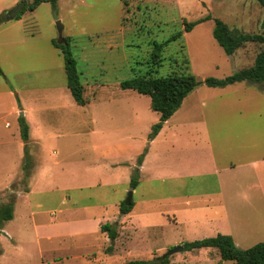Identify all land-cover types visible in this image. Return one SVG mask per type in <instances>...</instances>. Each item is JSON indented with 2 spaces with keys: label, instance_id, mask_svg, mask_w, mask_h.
<instances>
[{
  "label": "rangeland",
  "instance_id": "obj_1",
  "mask_svg": "<svg viewBox=\"0 0 264 264\" xmlns=\"http://www.w3.org/2000/svg\"><path fill=\"white\" fill-rule=\"evenodd\" d=\"M25 1L32 0H0V13ZM207 16L209 20L184 32L185 23ZM262 16L263 11L252 0H58L56 8L41 3L33 11L26 10L19 19L4 20L0 25V138L20 137L23 119L30 139H38L35 146L28 141L26 149L32 164L28 172L32 175L35 165L38 167L33 182L37 178H43L44 183L67 178V182L59 184L93 187L67 191L43 185L31 195L36 219L43 221L56 215L57 205L66 203L68 198V203L76 205L113 197H122L125 202L131 190L123 192L120 177L126 168L123 166L128 164L120 165L121 161L138 165L139 159L141 162L145 159L143 177L137 168H132L129 175L144 186L146 193L160 200L150 202L147 218H140L142 214L135 224L120 226L121 229L116 226L120 233L115 241L101 234L73 238L58 234L51 246L44 239L37 241L28 258L23 255V246L25 249L29 245L27 239L16 234L19 243L14 247L15 253L13 245L7 243L9 236L5 229L19 230L18 206L16 219L1 225L0 248L1 241L5 242L6 255L0 264H40V254L43 264L149 261L163 258L183 243L217 234H235L239 249L264 242V228L254 230L243 226L241 207L230 210L233 217L238 212L237 220L241 224L232 227L235 223L229 226L219 220L215 210H200L196 198L162 199L180 193L177 189L185 188L188 194L195 192L201 179L187 170L199 172L206 164L221 168L232 162L230 140L246 137L249 141L246 144L259 147L252 156H264V137L263 140L259 137L260 133L264 135V93L261 92L264 87L241 82L210 88L201 83L149 139L152 125L159 121V116L149 109V97L119 86L151 66L155 42H164L179 31L182 38L164 48V60L157 75L165 76L176 69L168 57L172 55L174 60H180L181 44L185 46L191 73L198 81L209 77L222 79L249 67L260 50L259 44L246 43L227 56L212 36L214 19L244 34H261ZM57 22L62 26L61 32ZM64 38L76 62L84 96L89 99L85 106L76 105L68 92L63 55L52 45V41L63 44ZM21 149L24 155V147ZM23 165L24 159L20 163L13 153L0 154V206L15 205L17 193L26 190L30 178H25ZM167 172L175 173L177 179H171ZM9 173L15 175L8 184L13 192L1 187ZM238 178L240 182L244 180L243 176ZM113 182L117 185L115 191L100 188ZM211 185L207 183L208 187ZM131 198L134 201L137 194ZM137 211L138 208L134 211L136 215ZM83 212L78 211L73 218H85ZM109 223L116 225L115 220ZM76 227L72 224L68 229L74 232L79 229ZM108 246L112 251L106 253ZM166 257L167 264H217L219 261L214 248L182 249Z\"/></svg>",
  "mask_w": 264,
  "mask_h": 264
},
{
  "label": "crops",
  "instance_id": "obj_2",
  "mask_svg": "<svg viewBox=\"0 0 264 264\" xmlns=\"http://www.w3.org/2000/svg\"><path fill=\"white\" fill-rule=\"evenodd\" d=\"M261 92L264 93V90H262ZM244 109L247 108L244 107ZM242 111H243L242 108H240L239 112L241 113ZM23 112L26 113L27 111L23 110ZM251 132L252 131H243V133L245 134ZM259 137L260 140H263L264 135L260 133ZM28 141L34 146L38 144V139L31 140L30 134L28 137ZM28 141L26 142V145ZM141 141L143 142L144 138H142ZM152 142H154V140L149 141V145H151ZM220 142L224 143L225 140H222ZM246 142H249L246 137L240 138L239 140H230L229 152L234 157V159L232 162H229L228 165H223V167L219 168L206 164L205 169L200 170L199 172L193 171V169L187 170L196 173L195 177L201 179L200 183H198V185L196 186L194 193L188 194L186 193L185 188H182V189H177V191H180V193L169 194L167 196L162 197V199L166 201H170V200H183L189 198H196V201L198 202V208L200 210L202 209L215 210V215L218 217L219 220L224 221L227 225L235 223L232 227L241 224L239 223V220H237L238 212H236L235 217H233L230 213V210L232 208L241 207L243 209V214L245 218V220L244 219L242 220L243 226L251 229L253 228L254 230H262L264 228V225L261 224L264 223L261 222L264 216V170H262L264 167V156L263 157L252 156V153L254 151H259V147L257 145H248L246 144ZM24 145L25 143L21 140L19 136L17 137L16 135H12L11 137L8 138H0V147H1L0 154L13 153L15 155V158L17 160L19 159L21 163L22 160L24 159V155L22 154L21 147H24ZM12 146H14V148ZM19 148L21 150H19ZM200 150H201L200 148H197V151ZM119 164L120 165L128 164L127 166H123L126 168L123 169V171L121 172L122 175L120 177L121 178L120 180H122L121 186L123 187L124 190L123 192H126L127 190H131L130 189L131 177L129 173L131 174L132 168H137L140 176L143 177V173L144 171H146L145 159H143V161L139 166H137L135 162L133 163V161H131V163H126L121 161L119 162ZM119 164H117L118 167ZM54 165L57 166V164ZM198 165L197 167L200 166ZM37 168L38 167L35 165V171L33 172L32 175L31 172L29 171V174L31 176L29 175L27 177V179L30 178L29 179L30 181L27 184V188L26 190H24L23 193H17L16 203L15 205L12 204L13 207L12 219L7 221L9 223V222H13L16 219L17 217L16 211H17V207L19 206V210H18L19 218L17 221L19 222V227H18L19 230L9 232L8 230L5 229L7 235L9 236V242L7 243L8 244L11 243L9 244V246L11 247L13 245L14 253L16 250L15 248H17V243H19V241H17V236L27 239L29 245L25 247V249L23 246V251H24L23 255L26 254L27 258L29 257V255H31L32 251L35 250L37 241H41L42 239L48 242L49 246H51L50 243L52 242L53 239H55L58 236V234L61 235L60 237L62 238H67V237L73 238L75 237L74 235L81 236V235H93V234H101L106 236L105 233L101 232L100 227L105 223H109L110 220H115L116 226L119 227L130 226L131 224H135L134 222L140 221L138 217H140L142 214L144 215L140 218L148 217L147 212H150L151 210L149 209V206L152 200L154 199L160 200V198L153 197V195L151 196L150 193L148 192L146 193L144 186L137 181L136 187L133 190H131L132 196L137 194V198L134 201L131 198L133 202V207L130 213H128L127 215H121L119 213V205L122 202L121 200L122 197L106 198L104 200L98 198V200L95 199L86 205H76V204L68 203L69 202V198H68L66 203L60 202L57 205L56 215H53L48 218H44L43 221H38L36 219L37 214H35V212L32 209L33 205L31 201V195L33 192L37 191V189H40L43 185L45 186L52 185L55 186V189L61 188V190H67V191H83L84 189H92L93 187L92 185L90 186L89 184H85V185L78 184L75 185L74 187L69 186L67 184L65 185L59 184V183L67 182V178L56 180L55 182L50 181L47 183L43 182V178L42 179L37 178L36 181L33 182L34 177H37L36 176L38 171ZM167 173L171 179H177L175 173L172 172H167ZM44 174L47 175L48 173H44ZM166 174H164V176H166ZM14 176L15 175L12 173L7 174L5 183H2L1 185V187H3L2 190L9 189L10 192L14 191V189L10 188L8 185L12 177ZM239 176H241V178L243 176L244 180H241L240 182L238 178ZM50 178L52 179V177ZM209 182L212 183L210 187L207 186V183ZM116 186L117 185L115 184V182H113L109 184H102L100 188L107 191L108 190L115 191ZM237 200L242 201V204L241 202L238 204ZM35 207H39V205L38 206L35 205ZM136 208H138L137 215L134 212ZM83 210H84L83 212L84 215L86 214L85 218L75 220L73 218L74 216H76L75 214L78 211H83ZM132 214H134L135 217H133ZM148 215H150V213ZM205 221L209 222L208 220ZM72 224L77 225L79 229L76 227L77 228L76 231L74 232L72 230L69 231V229L72 228ZM232 229L235 230L236 228H232ZM132 230L134 229L132 228ZM57 231H60L62 233H58ZM243 231L244 230H242V232ZM118 233L120 232L118 231ZM16 234L18 235L16 236ZM226 235H229L232 238L235 246H237L235 243L236 240L235 234L229 233ZM4 244L6 245L5 242L1 241L0 259H2L6 255ZM16 253L18 252L16 251ZM40 260H41V254L39 256V262L40 264H43L41 263ZM229 263L231 262L229 261L223 262V264H229Z\"/></svg>",
  "mask_w": 264,
  "mask_h": 264
},
{
  "label": "trees",
  "instance_id": "obj_3",
  "mask_svg": "<svg viewBox=\"0 0 264 264\" xmlns=\"http://www.w3.org/2000/svg\"><path fill=\"white\" fill-rule=\"evenodd\" d=\"M58 0H32L28 3L23 11L16 19H19L21 14L26 10L33 11L41 3H49L53 8H56ZM256 2L263 11L262 20L260 22V28L263 30L261 34H244L238 30L231 29L228 25L214 19V27L212 30V36L219 47L222 48L227 56H232L239 48L246 43L259 44L260 50L256 54L253 64L249 67H244L237 72L217 79L209 77L202 82L196 80L195 76L191 73L189 59L184 52V45H180L179 54L180 60H174L173 56L168 57V61L176 65V69H173L165 76L158 74V68L161 67V63L164 58L162 53L165 47L173 42H177L182 38V31L176 32L171 35L167 40L161 43H154L152 55L150 58L151 66L144 72L139 71L135 73L131 78L124 80L120 83L122 90L135 91L137 94L145 95L149 97V109L158 114L159 121L152 125L151 134L148 135L149 139H152L157 132L162 128L165 123L180 107L183 100L192 93L201 83L210 88H224L236 83L245 82L257 86L264 87V0H252ZM3 14H0V25L3 23ZM210 17L200 18L193 22H187L184 24V32H190L193 27L200 24ZM52 45L60 50L64 59V71L66 77L67 90L73 98L74 102L78 106H85L89 99L84 96V87L80 81V75L77 70L76 62L72 58L68 40L64 38L63 44H58L56 41H52ZM29 137V128L22 120H20V138L25 143L24 145V165L22 170L25 178L30 174L27 168L31 167L30 155L28 154L26 142ZM138 165L141 163V159L138 160ZM137 185L136 179L131 177L130 189L133 190ZM133 207L132 200L127 205L121 202L119 205V213L121 215H127L130 213ZM13 207L12 203L5 206H0V229L4 222L12 219ZM116 225L105 223L101 225L100 230L105 233L111 241H115L118 237V231ZM183 250H194L200 248H214L219 255V261L217 264H223V262H232L233 264H264V242H259L248 249H239L233 243L232 238L229 235L217 234L214 237L206 238L203 240H197L193 242L183 243ZM112 251V247L108 246L106 253ZM168 258H153L149 261L135 260L125 262L123 264H167Z\"/></svg>",
  "mask_w": 264,
  "mask_h": 264
},
{
  "label": "water",
  "instance_id": "obj_4",
  "mask_svg": "<svg viewBox=\"0 0 264 264\" xmlns=\"http://www.w3.org/2000/svg\"><path fill=\"white\" fill-rule=\"evenodd\" d=\"M27 4H28V1L20 2L19 4H17L12 9H9L8 11H6L5 12V16L3 17V19L5 21H9V20L15 19L16 17L19 16V14L23 11V9L25 8V6ZM57 29H58L59 32H61V30H62V26H61V24L59 22H57ZM21 115H22V113H21ZM131 196H132V191H129L128 197H127V199L124 202L125 204L128 205L130 203ZM182 249H183L182 246L175 247V248L171 249L170 251H168L167 254L164 257L170 256V255H172L175 252L181 251Z\"/></svg>",
  "mask_w": 264,
  "mask_h": 264
}]
</instances>
